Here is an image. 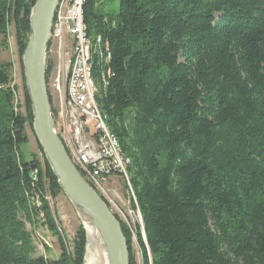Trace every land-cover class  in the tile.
I'll list each match as a JSON object with an SVG mask.
<instances>
[{
    "label": "trees",
    "instance_id": "obj_1",
    "mask_svg": "<svg viewBox=\"0 0 264 264\" xmlns=\"http://www.w3.org/2000/svg\"><path fill=\"white\" fill-rule=\"evenodd\" d=\"M35 2L0 0V54L11 23L22 57ZM98 3L82 7L95 99L129 161L140 264H264V0ZM12 68L0 60V264H84L82 227L70 253L51 218L47 191H63L37 139L21 153L33 116L24 79L15 104ZM38 216L58 237L55 259L26 230Z\"/></svg>",
    "mask_w": 264,
    "mask_h": 264
},
{
    "label": "water",
    "instance_id": "obj_2",
    "mask_svg": "<svg viewBox=\"0 0 264 264\" xmlns=\"http://www.w3.org/2000/svg\"><path fill=\"white\" fill-rule=\"evenodd\" d=\"M57 2L36 0L31 9L29 36L21 57L23 79L31 102L32 129L63 193L98 232L108 264H129L127 241L120 223L106 202L82 178L54 131L46 90L45 59Z\"/></svg>",
    "mask_w": 264,
    "mask_h": 264
},
{
    "label": "built area",
    "instance_id": "obj_3",
    "mask_svg": "<svg viewBox=\"0 0 264 264\" xmlns=\"http://www.w3.org/2000/svg\"><path fill=\"white\" fill-rule=\"evenodd\" d=\"M14 3L15 0H8L11 10ZM76 3L77 0H67L57 24V41L51 43L49 56H46L53 58V64L49 61L52 66L53 106L60 108L62 127L67 129L68 140L80 162L92 173L97 183L103 187L104 181L114 180V177L124 183L122 161L118 158L117 150L112 149V143L104 133L102 120L92 114L87 103L84 53L89 39L87 34L80 33ZM62 89L71 90L72 99H64ZM18 102L15 99V103ZM123 188L124 198L129 203L125 183Z\"/></svg>",
    "mask_w": 264,
    "mask_h": 264
},
{
    "label": "rangeland",
    "instance_id": "obj_4",
    "mask_svg": "<svg viewBox=\"0 0 264 264\" xmlns=\"http://www.w3.org/2000/svg\"><path fill=\"white\" fill-rule=\"evenodd\" d=\"M118 7V0H99L98 3V11H103L104 13L107 12H115ZM7 33V40L6 45L2 48L0 54V60L3 62H10L12 64V77H13V84H16V92L18 94L19 100V109L23 111L22 106V80H23V68H22V60L18 55V50L16 46V40L14 35V28L13 25L8 24L6 27ZM29 36V35H28ZM94 39V36L91 37ZM49 56V55H48ZM51 56V54H50ZM49 61L53 64V58L51 57ZM15 75V76H14ZM16 104V103H15ZM52 111V106H50ZM29 135V143H26L21 146V153L25 160L29 159V155L32 152H36L35 146V135L34 132L28 133ZM39 154V153H37ZM114 180L104 181L103 183V191H94L106 201L107 205L109 206L110 211L115 216L117 221L120 223V226L124 225L127 231L129 232L131 239H130V249L128 248L129 253V264H130V254L133 256L134 264H140V251L138 248V243L136 240V231L137 229L142 226L141 219L137 213L136 208L132 204V201L127 200L124 198L125 191H124V183L121 181L120 178L114 177ZM46 200L49 206V211L51 214V218L54 223L58 226L59 234L63 238L64 243L67 245L70 253L72 252V248L74 247L73 241L77 236L79 227L81 226L84 230L83 223L88 221L82 214L79 209H76L73 204L69 201L67 196L64 193H61L55 197L50 195V192L47 191ZM41 215V214H40ZM44 220L41 219V216H38V222L34 225L26 223V230L36 234L40 237L45 243L46 246L44 247L41 244H36V255H44L46 258L55 259L60 254V247L58 237L53 235L52 232L47 227V224L43 222ZM123 231V230H122ZM85 232V230H84ZM35 235V236H36ZM124 235V234H123ZM141 235L144 238L143 231H141ZM100 237V236H99ZM85 252H84V264H86V256L87 248H88V241L85 232ZM125 238V237H124ZM39 243V242H37ZM128 247V244H127Z\"/></svg>",
    "mask_w": 264,
    "mask_h": 264
},
{
    "label": "bare ground",
    "instance_id": "obj_5",
    "mask_svg": "<svg viewBox=\"0 0 264 264\" xmlns=\"http://www.w3.org/2000/svg\"><path fill=\"white\" fill-rule=\"evenodd\" d=\"M66 3H67V0H58V2H57V5H56L55 11H54V15H53V19L51 22L50 33H49V42H48V46L46 49V56H48V53L51 49V43H56V41H57V24L60 20L61 15L63 14V10L66 6ZM83 3H84V0H77L76 12H77L78 27H80V33L86 34L85 27L83 24V17H82ZM88 39L89 40L87 41V48H86V51L84 53L85 76L87 79V91H88L87 103H89V108L92 111V114L97 116L98 118H100L102 120V123L104 125V133H105V135H107L109 137V140L112 143V149L117 150L118 158H119V160L122 161V172H123L125 188L127 190L129 200L132 201V204L136 208L137 213H138V215L141 219V223H142V218H141V215H140V212L138 209L136 198H135L134 192L132 190L131 183L129 181V176H128V173L126 170L127 164L129 161L127 159H125L124 156L122 155L120 144H119L117 137L107 127L105 118L101 114V112H100V110L96 104L95 97H96V95H98V86H97L96 82L93 80L92 73H91V71H92L91 70L92 69V62H91L92 53L94 52V50L96 48V47H94V45H96V44L93 43L91 37H88ZM97 42H100V39H97ZM47 61L49 63V58L45 59V68H46ZM49 65H50V69H49L50 72L48 75L49 78L47 79L48 83L46 84V90H47V94H49L48 98H51V106H52L51 115H52V118L54 121V131L57 134V136L59 137V139H60L65 151L67 152L71 162L73 163L75 168L78 170V172L80 173L82 178L85 180V182L91 188L93 187L95 190L104 192L103 187L97 183V181L92 176V173L89 172L84 167V164H82L80 162L78 155L76 154V152L74 151V148L72 147V145L70 144V142L68 140L67 129L62 127V115L60 112V108L58 106H53V102H52V78L50 76L52 73V66H51V63H49ZM14 90H15V88H14ZM15 96H16V99H18V94L16 91H15ZM62 97L64 99H72V91L69 89H62ZM84 227H85V230L87 232V238H88L86 264H108L106 250L104 248V245H103L101 238L99 237L98 232L96 231L94 226L87 221L84 223Z\"/></svg>",
    "mask_w": 264,
    "mask_h": 264
}]
</instances>
